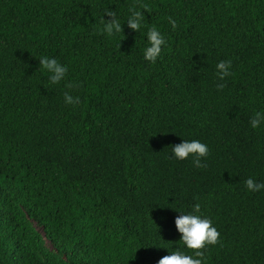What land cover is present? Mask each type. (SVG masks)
<instances>
[{
    "label": "trees",
    "instance_id": "trees-1",
    "mask_svg": "<svg viewBox=\"0 0 264 264\" xmlns=\"http://www.w3.org/2000/svg\"><path fill=\"white\" fill-rule=\"evenodd\" d=\"M138 3L168 39L155 65L146 28L96 31L105 9L123 23ZM41 56L68 79L49 85ZM257 110L264 0H0V264H157L195 203L221 233L208 264H264V190L245 186L264 181ZM183 139L209 146L206 167L170 158Z\"/></svg>",
    "mask_w": 264,
    "mask_h": 264
},
{
    "label": "clouds",
    "instance_id": "clouds-1",
    "mask_svg": "<svg viewBox=\"0 0 264 264\" xmlns=\"http://www.w3.org/2000/svg\"><path fill=\"white\" fill-rule=\"evenodd\" d=\"M149 11V5L146 3L133 4L128 8L127 18L122 23L120 16L115 10L105 9L96 31L110 39H116L124 32L123 26L125 22L130 29L139 33L146 28L148 43L142 49L143 59L155 65L159 59L163 58V53L168 47V39L155 24L151 26L146 24L145 13ZM105 16L110 17V19H105ZM169 23L173 29L178 27L177 21L174 19L169 18ZM39 61V68L47 74L49 85L57 86L68 79L69 65L61 62L60 59L41 56ZM216 69L220 80H225L226 77L233 75L231 60L220 61L216 65ZM80 86L76 82H69L66 85L69 89H78ZM216 87L218 90H222L226 87V84H217ZM64 103L76 106L81 103V98L66 91L64 92ZM249 123L254 130L264 129V110L255 111ZM209 155L210 148L206 143L195 139H183L182 143L172 145L170 158L185 160L191 156L195 167L204 168L206 164L202 163V160L207 159ZM245 186L250 192H260L264 190V181L249 177L245 181ZM177 210L181 215L177 216L175 225L178 232L182 234L181 244L174 250L170 249V254L160 258L157 264H208L205 250L208 246L216 245L221 241V233L215 221L202 213L200 203H195L186 211Z\"/></svg>",
    "mask_w": 264,
    "mask_h": 264
}]
</instances>
